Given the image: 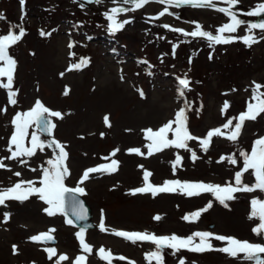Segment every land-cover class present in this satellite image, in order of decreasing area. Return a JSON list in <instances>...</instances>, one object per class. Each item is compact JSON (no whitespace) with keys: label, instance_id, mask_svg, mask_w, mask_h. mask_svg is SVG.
Returning a JSON list of instances; mask_svg holds the SVG:
<instances>
[{"label":"rangeland","instance_id":"1","mask_svg":"<svg viewBox=\"0 0 264 264\" xmlns=\"http://www.w3.org/2000/svg\"><path fill=\"white\" fill-rule=\"evenodd\" d=\"M215 3L217 8L227 7L222 0ZM260 3L264 0H239L234 10L245 24L235 33L224 35H249L248 26L255 23L257 15L247 13ZM114 7L130 9L132 5L124 4L123 0L119 3L115 0H103V3L24 0L23 4L21 0H0V17H3L0 35L9 31L18 34L17 25L26 32L9 49L17 62L13 83L17 93L15 105L9 102L8 90L0 87V109H7L0 111V158L10 156L7 148L15 132L13 119L18 113L29 111L37 100L50 110L62 113V119L51 118L56 125L52 136L38 134L41 140H56L65 146L70 175L64 182L67 187L85 189L83 195L97 224L84 229L85 242L92 246V253L88 254L83 252L77 237L83 228L74 222L68 224L70 218L63 213L48 215L44 209L50 206L38 195L33 194L24 202L6 200L5 205H0V264H27L41 256L45 259L42 264H57L60 255L68 257L60 264H75L82 253L87 257L86 264H107L100 258L101 247L115 257L125 258L113 259L111 264H150L146 255L155 250L154 244L132 243L113 235L112 229L181 237L196 231H211L264 245V235L253 231L261 221L250 219L251 201L264 200V192L260 190L235 193V199L226 202L227 207L212 193L191 197L181 191L133 194L136 188L149 183L162 186L169 180L221 186L235 184V174L242 170L244 163L240 153H251L254 142L264 138V113L255 120H246L235 142L227 139L232 129H223V125L247 110L254 82L264 86V31L253 29L252 34L259 42L251 47L240 39L212 44L204 37L186 36L171 29L192 32L198 23L204 31L216 35L219 27L230 23L226 14L210 7H168L153 0L135 11L119 14L118 21L131 22L113 32L104 13ZM165 7L171 14L159 16ZM157 16L158 19H153ZM165 24L171 28L162 27ZM82 60L87 63L69 70ZM180 79L190 82L183 96ZM260 91L264 92V87ZM225 102L230 106L223 110ZM186 105L187 127L193 136L206 138L208 131L215 128H221L225 135L213 137L207 151L200 140H192L188 141L191 151L169 147L149 155L147 145L151 141L146 139L145 130H158L174 120L176 112ZM237 122L233 119V126ZM33 132H37L35 126L29 129L26 146L30 147ZM168 138L174 139L173 133ZM130 149H139L141 154ZM193 152L196 159L192 158ZM58 154L55 147H45L32 157L4 160L7 167L0 168V190L20 181H35V186L40 187L43 168L49 167L47 162ZM230 156L235 157L236 164L229 162ZM113 160L119 162L115 172L92 173L79 184L85 170L109 165ZM16 172L21 175L16 176ZM146 173L149 174L147 181ZM242 180L249 186L254 184L252 170L244 173ZM209 202L212 207L197 220L184 219L204 209ZM5 213L10 216L6 218ZM157 216L161 219H155ZM101 222L109 231H101ZM41 233L51 234L57 242L31 239ZM212 244L214 248L225 246L217 240ZM46 248L56 250L52 259L46 256ZM180 259L185 264H253L242 255L233 258L216 250L182 249L175 255L171 249L164 250V264H179Z\"/></svg>","mask_w":264,"mask_h":264},{"label":"snow or ice","instance_id":"2","mask_svg":"<svg viewBox=\"0 0 264 264\" xmlns=\"http://www.w3.org/2000/svg\"><path fill=\"white\" fill-rule=\"evenodd\" d=\"M24 0H21L23 4ZM88 3H103V0H87ZM119 3V0H115ZM153 2V0H123L124 4H131L130 9L123 7H114L110 12L104 13L105 17L111 22L110 30L115 32L124 27L125 24L130 23V20L118 21L117 17L119 14L126 11H135L148 3ZM156 2L167 5L168 7L181 5H190L193 7H210L214 8L230 18V23L224 24L219 27L218 34L213 35L210 32L204 31L202 26L197 23L196 30L192 32H185L183 29L172 28V31L181 32L186 36L192 37H204L208 39L212 44L220 43H231L236 39L242 40L246 45L251 47L252 44L258 43L259 41L252 34L253 29H260L264 31V23H254L248 26L249 35L243 37H234L231 35H224L225 33H235L238 28L245 24V21L238 18L237 12L234 10L239 4V0H222L227 7L217 8L215 0H156ZM84 7V4H81ZM168 7H165L159 16L165 14H171L168 12ZM248 15H261L264 14V3L258 4ZM159 16L153 19H158ZM3 18V17H0ZM15 27L19 28L18 34L15 31H9L6 35H0V87H4L9 93V102L13 105L17 103L15 97L17 95L16 91L13 90L14 83V73L16 68V60L10 54L9 49L17 44L25 35L26 32L24 28L20 25ZM165 28H171L170 25H162ZM41 35L45 33L41 32ZM50 35V33H48ZM264 39V37H262ZM72 47V45H69ZM74 55V54H73ZM87 60H82L80 64H73L69 70L72 68H80L82 64H86ZM6 78V82L4 80ZM189 81L187 79H180L179 85L181 86L180 95L183 96V90L189 87ZM264 87L260 84L254 82V87L252 89L251 101L247 104V110L239 115L237 119L238 122L233 126V119H229L224 125L223 129H232L229 134H227V139L235 142L242 130V126L246 120H255L257 116L264 113V92L260 89ZM67 95V92H65ZM141 95L143 93L141 92ZM228 102L223 105V110L229 108ZM186 107L179 109L174 120H171L161 126L158 130L153 131L151 128L146 129V139L151 141L147 145L149 149V155L154 151L159 152L165 148L175 147L178 149H188V141L200 140L201 145L205 151L208 150L210 142L213 137L224 136L225 133L221 128H215L208 131L206 138H199L193 136L187 127V115ZM0 111L6 112L7 109H0ZM53 117L63 118L62 113L59 111L50 110L46 107L42 101L37 100L34 106L27 112L18 113L14 119L13 124L15 125V132L10 138V144L7 148L10 156L0 158V168H6L4 160H20L21 157H32L36 154L37 150L43 151L45 147H55L59 150V154L56 158L50 159L47 163L49 167L43 168V176L40 179V187H36L35 181H20L13 185L12 187L0 190V205H5L6 200H18L24 202L31 195H38L39 199L49 205V208H45L44 211L48 215H55L57 212L67 215L65 211L66 197L69 193L71 194H85V189L83 187L77 186L75 188H69L65 184V179L70 175V171L66 166L67 152L65 151V146L59 141L52 140L51 142H46L41 140L38 133H48L51 135L52 129L55 128V124L52 122ZM107 121V118H105ZM176 125L173 127V125ZM35 126L37 132L31 134L30 147L26 146L25 141L29 137V129ZM173 133L174 139H169L168 134ZM14 146V148H13ZM191 151L190 149H188ZM118 151V149L116 150ZM130 152L140 153L139 149H130ZM115 155V151L112 153ZM240 155L243 157L244 163L241 171L235 174V184L229 183L226 186L216 185V184H206L203 182H187L179 180H169L162 186H154L152 184H147L145 187L136 188L133 190V194L136 193H152L156 195L161 192H176L181 191L187 196H197L201 193H212V195L221 203L227 207V201L235 199V193L237 192H253L260 190L264 192V138H259L254 142V146L251 153L241 152ZM192 158L196 159L195 152L192 153ZM223 159V158H222ZM230 163L236 164V159L234 156L227 157ZM180 158L177 157V163H179ZM21 163H27V161L21 160ZM118 161L113 160L109 165H100L98 167L89 168L84 171L79 184H83L86 180L90 178V174L96 172L112 173L118 168ZM175 168V165L173 166ZM252 170V174L255 177V183L249 186L243 183L242 177L244 173ZM36 171V169H32ZM16 176H20L19 172L15 173ZM148 173L145 174L144 179L147 181ZM252 212L251 218H257L261 221L258 228H254L253 231L257 235H264V200L259 198H254L251 201ZM212 207V203L209 204L199 211H196L190 216H185V220H197L202 212L207 211ZM72 214L77 220H84L86 218L83 205L79 201L73 202V212ZM9 213H5V217H9ZM155 219H161L160 216L155 217ZM68 224H72L73 220L69 219ZM101 231H109L105 224L101 222L99 225ZM51 231H54L51 230ZM112 234L124 238L132 243L138 241L151 242L155 245V250L146 255V259L149 260L150 264L155 261L156 264H164V250L171 249L172 255L183 250H188L192 252H205V251H221L228 254L233 258H238L241 255L246 261H251L253 264H264V245L259 243H252L249 241H241L235 237H226L223 235H217L211 231H196L187 237H181L175 234L157 236L148 232H136V231H123V230H111ZM77 237L80 240V244L83 252L91 254L92 246L85 242L84 229H81L77 233ZM198 238V242H197ZM33 241L47 243L53 240L54 237L49 233H41L37 236L31 237ZM217 240L225 243L222 248H214L212 241ZM15 251V246H14ZM45 251L48 253V258L52 259L56 255V250L54 248H46ZM99 255L101 259L107 261V264H111L113 259H125L124 257H115L110 250H106L103 247L99 249ZM67 255H60L57 264L61 261L67 260ZM75 264H86V257L81 255L77 257ZM179 264H185L184 259H180Z\"/></svg>","mask_w":264,"mask_h":264},{"label":"water","instance_id":"3","mask_svg":"<svg viewBox=\"0 0 264 264\" xmlns=\"http://www.w3.org/2000/svg\"><path fill=\"white\" fill-rule=\"evenodd\" d=\"M261 15H259L260 16L259 23H264V18L261 17ZM46 134H48V133H46ZM74 200L75 201H79L83 205L84 212H85V216H86V218L84 220H77L76 217L72 214ZM65 210L67 212H69L79 224H81V225H83L85 227H89V226H92L93 225L92 222L90 221V212H89V209L85 205V203H84V201H83V199H82L81 196H79L77 194H74L73 195V194L69 193L67 195V197H66Z\"/></svg>","mask_w":264,"mask_h":264}]
</instances>
